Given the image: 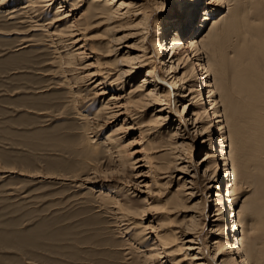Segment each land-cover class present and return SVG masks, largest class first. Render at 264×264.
<instances>
[{
	"label": "bare ground",
	"instance_id": "bare-ground-1",
	"mask_svg": "<svg viewBox=\"0 0 264 264\" xmlns=\"http://www.w3.org/2000/svg\"><path fill=\"white\" fill-rule=\"evenodd\" d=\"M20 1L0 0V11L13 5L7 10L8 20H22L18 24L29 28L27 36L45 32L50 48L62 50L57 60L59 71L66 75L65 82L70 76L75 100L80 99L83 105L104 100L94 113L93 128L99 131L107 122L115 123L125 116L123 124L104 139L116 155L118 177L126 169L134 170L137 162L132 163L130 147L141 143L143 158L138 162L147 172L136 178L150 179L155 188L147 187L145 203L149 208L137 211L116 195L108 198L124 223L122 234L130 236L133 231L138 244H150L146 249L149 256L144 255L146 264H163L164 260L166 264H264V17L252 21L240 0L232 7L228 0H170L173 15L165 22L155 19L166 10V0ZM227 7L228 13L214 21ZM53 9V17L45 24ZM200 9L201 21L197 18ZM207 21L213 24L203 37ZM99 27L104 31L93 36L91 32ZM32 46L37 45L24 48ZM100 49L113 60L97 58ZM89 55L97 58L96 65L85 64ZM144 71L140 83L127 91ZM147 114H151L150 120H145ZM82 119L90 120L87 115ZM135 127L138 138L123 145L120 135ZM165 130L171 132L166 142L172 144L160 148L161 153L171 155V163L161 166L155 143L164 142L165 136H161ZM217 132L219 151L194 160V148L211 145ZM91 141L86 145L95 152L98 145ZM165 174L168 177H160ZM252 177L263 191L253 199H243L246 210L241 211L245 205L237 209L236 196L244 195L242 186H249ZM125 179L121 178L122 184L132 183ZM165 179L178 180L176 192L182 200L193 204V209L204 203L203 211L192 212L185 221L176 223L172 216L177 204L160 202L163 184L159 181ZM125 188L115 186L112 190L128 197L130 190ZM154 203L159 207H151ZM213 203L219 209L211 215ZM153 210L157 218L148 225L135 221L143 213V217L148 214L145 220H150ZM227 211L231 213L228 224ZM155 220L156 226L151 224ZM201 222L210 227L207 239L198 229ZM220 240L227 243L221 246Z\"/></svg>",
	"mask_w": 264,
	"mask_h": 264
},
{
	"label": "rangeland",
	"instance_id": "rangeland-1",
	"mask_svg": "<svg viewBox=\"0 0 264 264\" xmlns=\"http://www.w3.org/2000/svg\"><path fill=\"white\" fill-rule=\"evenodd\" d=\"M26 1L21 0L19 3ZM208 1L210 0H203ZM240 1L242 9L247 10L252 21L264 17V0ZM228 2L230 7L239 5L236 0ZM165 5L166 10L157 14L155 21L165 22L173 15L170 0H166ZM12 6L0 11V264H146L145 257L149 256L146 249L150 244H138V240L133 238V231L130 236L122 234L124 223L119 221L109 199L116 195L122 203H128L137 211L149 208L145 198L151 187L150 179L136 178L147 172V168H140L144 164L138 162L143 158L142 152H139L141 143L130 147L133 148L132 163L137 162L134 170L126 169L118 177L116 155L104 139L109 132L123 124L125 116H121L115 123L107 122L101 130L96 131L92 123L94 113L104 100L83 105L80 99L73 98L69 85L72 83L70 76L66 77L68 82H65L66 75L59 71L58 58L62 50L57 52L50 48L45 32H33L27 36L25 33H28L29 28L18 24L22 20H8L7 10ZM54 12L55 9L48 15L45 24L50 21ZM222 13L227 14L228 7L223 8L214 21H218ZM202 15L203 10L200 9L197 15L199 21L203 19ZM212 24L213 21L206 22L203 37L208 36ZM101 28H96L91 34L99 36L104 31ZM24 39L34 42L23 44ZM28 45L37 46L24 48ZM100 50L95 56L106 57V50ZM89 56L85 64L96 65L97 58ZM104 59L113 60L110 57ZM145 74L146 71L141 73L126 90H134L132 87L137 86ZM111 94L112 92L105 98L108 99ZM204 94L206 97V91ZM39 113L46 115L39 116ZM84 115L91 121L83 120ZM150 117L151 114H147L145 120H150ZM136 129L135 127V130L120 135L123 137V145L138 138L139 131ZM170 133L168 130L162 133L165 143L160 140L155 143L159 147L158 151L160 150L156 157L160 156L158 161L161 166L171 163L168 151L161 153L172 144L166 142ZM87 140H92L94 146L98 145V150L91 151L86 145ZM219 142L220 134L217 132L211 145L207 143L201 150L194 148L193 159L198 162L205 158L206 153L219 151ZM210 146L212 151L209 150ZM227 151H230L229 148ZM229 164L231 176L235 179L234 166L232 162ZM120 168L119 166V170ZM132 175L135 179H131ZM167 175L160 177L165 178ZM124 176L125 180H131L132 183L122 184L121 178ZM139 182L138 186L136 183ZM159 182L163 184L160 188L161 205L166 202L177 204L173 216L170 214L176 223L185 221L192 212L203 211L204 203L193 209V204L182 200L183 197L176 192L178 180L165 179ZM103 184H107L104 189ZM248 184L249 186H242L244 195L236 196L237 209L245 205L242 203L243 199H253L263 191L261 187L257 188L259 185L255 177ZM115 186L129 189V198L114 193L112 188ZM154 189L151 187L152 191ZM222 191L224 194V188ZM215 205L213 203L212 206ZM151 207H159V204L154 203ZM245 208L246 205L241 211H245ZM218 209L214 207L211 215ZM154 212L149 213L151 219L148 221L145 220L147 213L145 217L143 213L135 221L148 225L154 220L153 217L157 218ZM226 217L228 224L231 217L229 211L226 212ZM157 223L158 221L151 224ZM198 229L203 231V237L207 239L210 227H205L201 222ZM219 242L221 246L227 243L223 240ZM163 264H166L165 260Z\"/></svg>",
	"mask_w": 264,
	"mask_h": 264
}]
</instances>
